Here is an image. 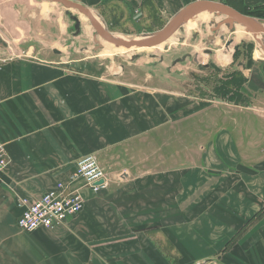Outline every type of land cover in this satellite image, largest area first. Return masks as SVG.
Listing matches in <instances>:
<instances>
[{
	"label": "crops",
	"instance_id": "obj_1",
	"mask_svg": "<svg viewBox=\"0 0 264 264\" xmlns=\"http://www.w3.org/2000/svg\"><path fill=\"white\" fill-rule=\"evenodd\" d=\"M70 1L114 33L132 24L152 34L197 0ZM207 1L254 18L264 36V0ZM36 2L0 0V140L9 157L0 264H264V49L243 41L251 32L234 25L242 42H226L225 73L214 84L209 75L206 99L170 89L163 75L71 69L40 49V12L51 20L52 2ZM188 114L208 133L188 145L186 165ZM87 155L108 188H82L83 211L62 226L23 232L18 197L33 202L67 183Z\"/></svg>",
	"mask_w": 264,
	"mask_h": 264
},
{
	"label": "rangeland",
	"instance_id": "obj_2",
	"mask_svg": "<svg viewBox=\"0 0 264 264\" xmlns=\"http://www.w3.org/2000/svg\"><path fill=\"white\" fill-rule=\"evenodd\" d=\"M38 4H44L43 1L36 2ZM52 15L51 20H45V11L40 12V32L41 41L39 43L40 49L47 50V54L55 59L68 63L71 69L81 71L90 74L101 73H123L124 75L136 70L140 71V75L147 77L150 75H163L168 78L170 89L174 88L184 91L186 96H192L199 98H206L209 96V75L218 82V76L224 74L225 68L220 66L218 59L222 58L225 51L226 42L233 40V45H239L240 41L236 38L237 29L234 27L230 29L228 25L224 24L219 27L226 19L222 17L216 18L215 15H210L209 20L205 23H199L194 28H189L188 24L184 26L182 31H179L172 39L163 44V46H157L154 48H142L138 49H118L115 46H110L113 49L111 56H102L104 41L101 37L96 38V31L92 27L90 21L81 22V29L79 32L76 30V23L72 19V16H81L76 10L68 11L61 4L52 3ZM96 14V15H95ZM97 17V12H95ZM84 16V15H83ZM99 21L104 27L117 39L131 41L142 40L148 37V34L141 29H134L129 24H122L121 26L124 32L114 33V27L108 26L101 18ZM222 21V22H221ZM221 22V23H220ZM127 26V27H126ZM133 27V28H132ZM48 28L51 29V34H48ZM225 39L222 40L221 37ZM217 38L215 41L210 38ZM99 38V39H98ZM236 38V40H235ZM251 34L248 39L257 41ZM95 39L100 41L102 48H97L98 44ZM168 47V50H165ZM253 47V46H252ZM206 51H211V54H206ZM55 52H57L55 54ZM235 52L232 47V53ZM229 54L231 53H228ZM180 59L179 63L174 66V63ZM229 59V57H228ZM197 60V61H196ZM206 65L210 66V70H206ZM209 68V67H208ZM167 75V76H166ZM186 121L185 132V144L186 154L190 150L189 144L194 143L196 140L206 141L207 129L204 130V124L197 122V126L193 127L194 119L189 116ZM192 124L191 126H187ZM199 125V127H198ZM200 128L201 131L195 130ZM193 154H187L185 161L189 162L186 165L191 164ZM223 165L228 169L231 165H227L224 158H221Z\"/></svg>",
	"mask_w": 264,
	"mask_h": 264
},
{
	"label": "built area",
	"instance_id": "obj_3",
	"mask_svg": "<svg viewBox=\"0 0 264 264\" xmlns=\"http://www.w3.org/2000/svg\"><path fill=\"white\" fill-rule=\"evenodd\" d=\"M8 165L9 157L0 140V172L5 171ZM79 181H83L82 187L75 188L74 184ZM108 186L105 169L94 155H87L78 161L67 183L59 182L54 189L33 202L18 197L19 206L24 207L23 214L18 219V227L23 232H34L42 228L62 226L69 218H75L83 211L85 198L82 188L99 193Z\"/></svg>",
	"mask_w": 264,
	"mask_h": 264
},
{
	"label": "water",
	"instance_id": "obj_4",
	"mask_svg": "<svg viewBox=\"0 0 264 264\" xmlns=\"http://www.w3.org/2000/svg\"><path fill=\"white\" fill-rule=\"evenodd\" d=\"M45 2H52V3H59L62 6H64L68 11L70 10H76L80 14L87 17L92 27L95 29L97 35L96 38L99 36L104 41L114 45L116 48L120 49H142V48H154L157 46H160L162 44H165L170 39L174 37L179 31H182L184 29V26L188 24V22L191 19H194L195 17L199 16L202 13H211L215 14L216 16H224L226 17V20L219 25L221 27L222 25L226 24L229 26L230 29L234 28V25L241 24L245 26L251 34L256 38L258 43L262 46L264 49V36H263V29L260 27L258 22L251 17H248L246 15L241 14L237 10L217 2H211L207 0H197L190 6H186L181 10L179 16L176 18V20L162 29L159 32L148 34V37L142 40H131V41H125L121 39L115 38L105 27L104 25L98 21L96 16H94V13L88 9L87 7L72 2L70 0H42ZM72 19L76 23V30L77 32L81 29V22L76 16H72ZM214 38H210L208 42L210 43L211 40ZM224 39V37H222ZM96 43L98 44L97 48H102V45L98 41V39H95ZM231 44V42H229ZM165 50H168V47H165ZM57 53V52H56ZM197 61V60H196ZM176 62H179L176 61ZM102 183V182H100Z\"/></svg>",
	"mask_w": 264,
	"mask_h": 264
},
{
	"label": "bare ground",
	"instance_id": "obj_5",
	"mask_svg": "<svg viewBox=\"0 0 264 264\" xmlns=\"http://www.w3.org/2000/svg\"><path fill=\"white\" fill-rule=\"evenodd\" d=\"M46 3H51V2H46ZM206 14V15H205ZM208 13H202L201 15H199V16H197L196 18H194V19H191L189 22H188V27L189 28H194V27H196L199 23H205L207 20H209V16L210 15H207ZM95 16V15H94ZM97 19H98V17H96ZM78 19L80 20V22H83V21H90L87 17H85V16H83L82 14H81V16H78ZM98 21H99V19H98ZM91 23V22H90ZM238 29L239 30H243V28L241 27V26H239L238 27ZM241 33L239 32L238 33V38H241ZM99 39V38H98ZM99 41V40H98ZM100 42V41H99ZM105 45H104V48H103V53L101 54L102 56H111L112 55V52H113V49L112 48H110V46H114V45H112V44H110V43H108V42H105L104 43ZM161 47L163 46V44L162 45H160ZM120 49H122L123 50V48H120ZM138 50H140V49H138Z\"/></svg>",
	"mask_w": 264,
	"mask_h": 264
},
{
	"label": "trees",
	"instance_id": "obj_6",
	"mask_svg": "<svg viewBox=\"0 0 264 264\" xmlns=\"http://www.w3.org/2000/svg\"><path fill=\"white\" fill-rule=\"evenodd\" d=\"M259 13H261L259 10H258V11H253V12L251 13V16H252V15H257V14H259Z\"/></svg>",
	"mask_w": 264,
	"mask_h": 264
},
{
	"label": "flooded vegetation",
	"instance_id": "obj_7",
	"mask_svg": "<svg viewBox=\"0 0 264 264\" xmlns=\"http://www.w3.org/2000/svg\"><path fill=\"white\" fill-rule=\"evenodd\" d=\"M206 54H209L210 55L211 54V51H206ZM178 60L180 61V59H178Z\"/></svg>",
	"mask_w": 264,
	"mask_h": 264
}]
</instances>
